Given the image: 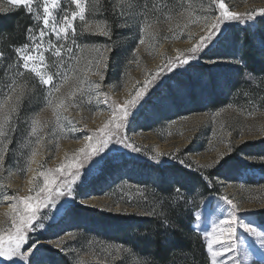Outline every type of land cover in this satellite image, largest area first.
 Returning <instances> with one entry per match:
<instances>
[{
  "label": "rangeland",
  "instance_id": "rangeland-1",
  "mask_svg": "<svg viewBox=\"0 0 264 264\" xmlns=\"http://www.w3.org/2000/svg\"><path fill=\"white\" fill-rule=\"evenodd\" d=\"M48 2L51 9V0ZM58 2L60 7L51 9L56 21L62 20L65 15L72 18V13L79 11L75 7L74 0H58ZM221 2L222 0H175L174 5L166 7L158 0L148 1L149 8L155 6V11L146 21L144 18L141 19V24L147 25L143 37L144 43L141 44L139 28L119 29L111 38L101 35L95 24L104 21L102 15H91L87 11L91 0H80L81 6L86 8L85 20L81 21L79 16H76L73 19V26L77 33L76 44L82 48H74L71 60L66 53H62L64 65L60 70L67 73L68 79L60 86L58 92H53L51 97L53 103L49 104L45 100L48 88L40 83L35 73L25 70L28 74L14 82L18 86L27 84L31 92L24 101L25 105L23 104L22 109L12 118L17 129L10 133L14 137L13 151L8 154L4 168L0 169V235H3L5 240L9 230V215L6 214L10 210L8 204L3 202L4 197L35 196L34 192L29 193V188L42 184L43 177H40L39 173L50 168L54 169L61 163L67 165L71 162L72 157L84 147L85 136L91 135L111 119L112 107L117 104L122 105L126 99L134 96L135 90L143 87V81L149 78V74L154 75L169 61L188 54L189 49L207 32L205 20L211 25L220 15ZM223 2L231 12L245 16L251 14L254 20L246 23L225 22L217 34L218 38L214 37L213 41L200 51L198 58L191 60L183 68L164 74L153 87L150 85L145 96L132 111L130 109L128 124L120 132L121 135L128 137L129 143L139 147L141 151L133 152L123 145L110 143L103 152L92 157L88 164L87 161L84 162L81 176L75 185V197H61L52 209H42V215H49V219L42 220L43 228L29 233L31 242H39L29 257L31 264H51L52 259L56 263L59 254L74 264H138L128 252L118 253L119 245L108 243L85 228L75 226V221L70 215L72 210L80 207L110 214H123L117 212V208L126 209L131 214L140 212L136 208L120 203L129 201V197L132 198L138 193L133 187L135 185L128 180L113 186L111 190L94 189L100 184L101 175L106 167L131 168L146 163L162 165L164 162L174 160L170 155L162 154L172 153L177 154L178 159H184L198 168L209 169L202 166L220 160L221 154L223 158L216 166L230 158L238 146L245 143L257 144L264 140V109L226 106L215 111L192 112L181 116H173L171 111L168 115L166 113L157 115L152 111L151 102L165 108L159 103L163 100L152 97L153 94L158 92L163 96L173 92L175 96H179L180 92L174 78L184 73H192L193 66L206 63L204 58L219 47L228 27L252 24L257 19L264 18V15H260L261 10H264V0H223ZM0 4L7 6L8 0H0ZM43 6L44 0H36L33 5L41 14H43ZM31 19L33 20L31 27L39 24V27H36L38 34L43 22H37L34 14H31ZM85 24L92 25L93 31L81 37L79 33L84 29ZM49 42L57 46L64 44L63 40L58 41L51 32L45 35L40 52H37L28 40L26 43L33 47L31 55L37 57L44 55V64L48 65L47 71L51 74L56 71L60 58L49 50ZM68 46H72L71 40L68 41ZM108 46L115 48L113 50L115 55L112 56L113 52L108 54V68L105 79L101 81L96 74L97 53L93 49L99 47L103 51ZM114 57L119 58L118 66L114 64ZM36 67H41L39 59L36 61ZM80 81H83V84ZM89 81L100 85L99 93L94 87H90ZM56 84L61 85L60 79H56ZM8 91L0 97V105H3L7 99ZM73 96L75 99L69 102ZM61 100L65 101V104L59 109L61 121L57 123L53 107ZM64 117L68 119L65 120ZM33 118L48 125L39 132V136L43 137L39 143H36V136L29 135L30 121ZM68 120L73 123L69 124ZM73 126L78 129L74 133L70 131ZM229 147L232 148L231 152L228 151ZM34 151L35 156H33ZM14 158L17 161H14ZM237 159L248 167L236 168L237 171L230 180L217 178L215 182L219 186V193L199 200L197 207L200 208L199 229L195 228L203 233L204 238L205 232H212L213 223H216L219 229L220 221L228 218L230 206L221 199L223 197L231 199L242 210L237 213L240 223L251 225L264 234V219L260 216L264 212V176L258 171V166L264 163V157L251 158L238 154ZM157 160L160 162L156 163ZM98 161L102 163L97 165ZM34 165L35 168L32 169ZM31 170L33 174L28 179ZM85 204L90 206L86 207ZM41 213H38V217ZM240 223L237 224L234 232L236 253L241 258L244 252L248 253L246 264H264V245L257 237L240 227ZM69 233L72 238H68ZM61 238L65 239L62 245L63 251L57 248ZM222 239L225 241L228 239L226 233ZM205 241L207 245V240ZM45 247L57 250L58 253H51ZM215 247L218 246H214V250ZM208 254L211 264L210 253ZM224 259L225 261L228 259L227 255ZM0 264H23V262L4 261L0 258Z\"/></svg>",
  "mask_w": 264,
  "mask_h": 264
},
{
  "label": "trees",
  "instance_id": "trees-1",
  "mask_svg": "<svg viewBox=\"0 0 264 264\" xmlns=\"http://www.w3.org/2000/svg\"><path fill=\"white\" fill-rule=\"evenodd\" d=\"M158 1L166 7L175 4V0ZM110 2L115 3L114 0ZM144 2L140 0L141 4ZM102 18L109 24L120 23L114 22L110 13L102 15ZM32 25L31 14L23 6L16 7L10 14H0V53H3L0 58V97L20 79L14 75L17 62L14 49L27 42V29ZM118 30L114 27L113 35ZM114 55L115 52L112 53ZM239 58L245 62L243 67L229 63ZM210 59L217 60L215 63L193 66L194 75L184 73L174 78L179 96L173 92L163 96L154 93L152 97L163 100L159 103L165 108L151 102L152 111L157 115H168L171 111L173 116H181L192 112L215 111L226 106L264 109V18L252 24L228 27L219 47L204 58L206 61ZM114 64H120L119 58L114 57ZM9 65L13 67L6 73ZM21 71L23 77L28 74L23 69ZM238 154L251 158L264 157V140L257 144H242L220 165L209 169L199 168V171L194 170L197 166L191 164L193 170H189L177 160L162 165L146 163L131 168L108 166L101 175L100 184L94 189L111 190L126 180L139 185L144 190L143 194L137 191L131 201L120 203L140 212L110 214L80 207L72 210L71 218L75 226L85 228L108 243L128 248V253L138 264L144 261L150 264H210L204 235L194 227L195 220L187 210L194 213L201 198L219 193V186L215 182L217 178L230 180L236 168L248 167L239 162ZM14 161L17 160L14 158ZM185 163L189 164L188 161ZM258 171L264 176V163L258 166ZM177 184L182 186L185 202H177L174 192ZM152 211H155V216L144 215ZM260 216L264 219V212ZM165 219L174 227L166 229L162 223ZM45 249L58 253L48 247ZM52 261L51 264H74L62 254L56 257V263L54 259Z\"/></svg>",
  "mask_w": 264,
  "mask_h": 264
},
{
  "label": "snow or ice",
  "instance_id": "snow-or-ice-1",
  "mask_svg": "<svg viewBox=\"0 0 264 264\" xmlns=\"http://www.w3.org/2000/svg\"><path fill=\"white\" fill-rule=\"evenodd\" d=\"M36 3V0H8L7 6L0 4V14H10L13 9L18 6H23L26 8L29 14H34V18L37 22L42 21L43 27L40 29L39 33H36V27H39V24L33 27H29L26 33V39L34 46L37 52H40V49L44 42V37L49 32L54 33L59 40H63L64 44L59 46L49 42V50L54 52V55L60 58V63L56 65V71L48 74V65L44 64L45 57L43 54L37 56L31 55L33 47L29 43H25L20 47H16L14 51L17 53V62L15 64V76L22 78L23 70L30 71L35 73L39 77L40 83L43 86H47L48 95L45 97L47 103L52 104L53 92H58L60 86L67 81L68 76L66 72H62L60 69L64 65L62 53H66L69 57V60L73 58L74 48H82L76 44L77 33L73 26V19L76 16H79L81 21L85 20L86 8L81 6L80 0H74L75 7L79 9L78 12L72 13V18H69L68 15H65L62 20L56 21L55 17L52 14L51 9L59 8L60 4L58 0H51V9L49 7L48 0H44L43 14L36 11L33 5ZM106 4L110 6H106ZM220 15L216 20L208 25L207 20L205 24L207 26V32L205 35L200 37L199 42L196 45H193L189 49L188 54L181 55L177 57L176 60L169 61L166 65L161 66L157 72L149 74V78H146L143 81V87L137 88L135 90V95L131 96L130 99H126L122 105H115L112 107V117L108 120L101 128L97 129L95 132H92L91 135L85 136V145L79 149L77 155L73 156L71 162L67 165L61 163L58 167L52 169H47L39 173L40 177H43L42 184H36L35 187L29 188V193H35V196L27 195L24 197H9L5 196L3 202L8 204L10 212L6 215H9V230L7 232V240L3 235H0V258H3L4 261H22L23 264H31L29 257L33 253V249L36 248L37 243L31 242L29 233L36 231L44 227L43 219L48 220V216H43L41 210L52 209L61 197H75V185L81 176V169L85 165L84 162L90 161L94 156L99 155L103 150L110 144L115 143L123 145L125 148L130 149L133 152H140L139 147H135L133 144L128 142V137L121 135V129L128 124L127 118L131 114L132 109L140 102V100L145 96L149 91L150 85H153L160 80V78L174 69L183 68L185 65L193 59L198 58V55L202 49H204L210 42L213 41L214 37H217L222 25L227 21H238V22H248L253 21L254 17L251 14L245 16L244 14H238L231 12L222 2L219 5ZM87 11L91 15H106L111 14V19L115 21H122L123 23H114L109 24L107 20L103 22H98L95 24V28L99 33L105 37L111 38L113 35V28L116 29H127V28H139V33L141 36L140 43H144V34L146 31V23L141 24V19L144 18L146 21L147 17L155 11V6L149 8L147 0L143 4L140 3V0H117L115 3H111L110 0H91L90 5L87 8ZM260 15H264V10H261ZM51 21V26L49 23ZM93 26L90 24H85L84 29L79 33L81 37L85 33H92ZM71 40V45L68 46V41ZM115 44V41H113ZM86 47V46H83ZM115 48L112 46L105 47L103 51L99 47H95L93 50L97 53V58L95 59V67L97 68L96 74L99 76V79L103 81L105 79V72L108 68L109 53L113 52ZM3 57V53H0V58ZM39 59L41 62V67H36V61ZM217 59H210L206 61L207 63H215ZM22 61V63H21ZM229 63H235L238 66L243 67L245 62L242 58L235 59L234 61H229ZM91 66V62H90ZM12 65H9V68L6 70V73L12 69ZM47 76V78H45ZM56 79H60L61 85L56 84ZM83 84V81H80ZM90 87H94L95 91L99 93L100 85L94 81L88 82ZM31 90L28 88L27 84L18 86L16 83H13L9 88L7 99L3 105H0V169L4 168L7 156L13 151L14 137L10 135L11 132H15L17 129L13 124V116L17 114L23 107L24 101ZM73 96L69 102L74 100ZM65 104V101L61 100L59 104H56L53 107V113L56 116L57 123L61 121V115L59 109ZM131 109V111H130ZM67 109L65 108V111ZM63 119L67 120V117ZM69 124L73 122L68 120ZM47 123H41L39 119L33 118L30 121L31 132L29 135L36 136V143H39L43 139L42 136H39V132L47 127ZM78 129L73 126L70 131L76 132ZM229 152L232 151V148L229 147ZM79 153H82L81 156ZM36 155V152H33V156ZM162 155H170L172 159L177 160L179 164L184 167L191 168V164H186L184 159H178L177 154L164 153ZM223 158L221 154L220 160ZM220 160L215 161L212 164L203 165L204 168L215 167ZM160 160H157L156 163H159ZM102 163L98 161L97 165ZM43 167V165H41ZM199 171L200 169H194ZM205 179H207L205 177ZM178 186L174 189L176 194L177 202H185V194L181 191L182 186ZM141 194L144 193V190L139 185L133 186ZM146 199V197H145ZM223 199L228 206V218L226 220L220 221V227L217 229V224H212V232H205V239L207 240V252L210 253L211 264H246L248 261V253L244 252L242 258L238 253H236V244L234 242V232L236 226L239 222L237 213L242 211L236 204L233 203L231 199L226 197ZM15 201V203H13ZM131 201V197H129ZM204 201V200H203ZM201 201V204L203 203ZM83 203V201H81ZM85 206H90L85 204ZM248 210V209H245ZM117 212H123L125 215H129L126 209L117 208ZM192 214L193 219L195 220L194 227L199 229V220H200V208H198L194 213L191 210H187ZM244 211V210H243ZM38 213H41L38 217ZM147 216H155V211L144 213ZM164 227L167 229L169 227H174V225L169 224L168 220L165 219L162 221ZM240 227L245 228L252 236L257 237L262 245H264V234L260 231H257L251 225H245L240 223ZM225 233L227 234L228 239L225 241L222 238ZM68 238H72L71 233L68 234ZM65 243V239L61 238L60 242L57 244V248L63 251L62 245ZM214 246L215 247L214 250ZM120 251L128 252V248L122 246H117V252ZM227 255L228 259L225 261L224 256ZM141 264H150V262H141Z\"/></svg>",
  "mask_w": 264,
  "mask_h": 264
},
{
  "label": "bare ground",
  "instance_id": "bare-ground-1",
  "mask_svg": "<svg viewBox=\"0 0 264 264\" xmlns=\"http://www.w3.org/2000/svg\"><path fill=\"white\" fill-rule=\"evenodd\" d=\"M34 168H35V165L32 166V169H34ZM32 174H33V170H31V171L28 173V179L32 176Z\"/></svg>",
  "mask_w": 264,
  "mask_h": 264
}]
</instances>
